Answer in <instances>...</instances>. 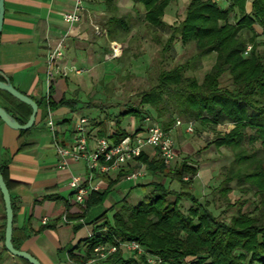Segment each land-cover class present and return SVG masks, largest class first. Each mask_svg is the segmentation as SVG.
Wrapping results in <instances>:
<instances>
[{
    "label": "trees",
    "instance_id": "trees-1",
    "mask_svg": "<svg viewBox=\"0 0 264 264\" xmlns=\"http://www.w3.org/2000/svg\"><path fill=\"white\" fill-rule=\"evenodd\" d=\"M88 1L102 4L109 12L102 26L111 41L121 39L116 37L119 30L128 32L125 17L117 16L116 0ZM246 1L227 0L221 6L213 0H188L181 20L168 23L164 15L178 0H130L132 6H141L147 28L154 33H168L164 40L154 34V41L160 45V66L154 83L138 92L136 106H128L114 116L105 114L96 123L101 127L98 136H106L114 143L127 134L121 126L127 116L141 122L137 130L142 129L146 118L164 131H169L177 119L204 130L224 127L204 148L212 145L217 151L232 152V159L222 167L223 178L213 192L223 201L219 205L221 212L232 204L237 205L236 211L226 218L216 212L211 199L200 200L195 196L192 186L198 166L191 156L166 167L159 158L149 159L141 153L139 162L154 178L138 185L143 190L142 200L132 205L124 197L110 207L114 210L112 223L105 219V214L96 217L92 221V235L84 240L83 253L69 250L74 262L84 261L95 246L105 242L136 240L146 252L160 259L153 264H264V0H251L248 11ZM176 42L181 46L193 44L195 52L183 62L164 66ZM247 44L251 50L244 54ZM210 54L213 62L201 79L187 73ZM225 75L228 85L222 84ZM36 103L43 109V115L57 106H66L71 111L80 108L77 98H62L56 103L48 97ZM105 120L113 122L108 134ZM257 142L259 145L255 146ZM0 172L9 189L5 167L0 166ZM165 178L175 181L179 189L165 185ZM232 181L240 192L252 191L257 201L239 198L232 203L228 197ZM112 184L102 192H91L85 206L102 202ZM183 201L189 202L185 209L181 208ZM250 203L254 204L253 213L242 209ZM11 205L14 215L12 202ZM12 244L18 249L13 235ZM1 260L0 254V264ZM94 264L148 263L145 255L117 251Z\"/></svg>",
    "mask_w": 264,
    "mask_h": 264
},
{
    "label": "crops",
    "instance_id": "crops-1",
    "mask_svg": "<svg viewBox=\"0 0 264 264\" xmlns=\"http://www.w3.org/2000/svg\"><path fill=\"white\" fill-rule=\"evenodd\" d=\"M4 15L0 32V73L8 78L20 92L35 101L50 98L54 102L62 98H77L71 94V88L82 80L87 70L94 65L96 49H107L110 38L104 26L98 22V13L102 4L83 0L84 9L80 20L71 25L65 23L62 15L73 8V0H3ZM130 0H118V7L126 5ZM250 1H246L245 9H250ZM121 4V5H120ZM94 9V10H93ZM102 13V12H99ZM164 20L165 15H164ZM94 25L105 33L95 34ZM63 38V55L58 60V71L53 74L48 86L46 78V55L56 43ZM123 39L117 43L122 45ZM122 48V47H121ZM119 57V56H118ZM118 57L110 59L115 63ZM98 60H105L100 54ZM105 62V61H104ZM79 70V71H76ZM80 101V99H78ZM0 106L9 111L19 121L25 122L30 114V107L10 94L0 90ZM56 126L57 139L65 146L71 144L72 128L78 115L86 114L71 111L66 106L49 109ZM97 115L88 117L89 146H93L94 136H98L101 128L96 123L104 118ZM125 130L137 129L139 122L128 116ZM47 115L38 107L34 124L26 132L8 127L0 120V166L5 167L9 181V194L14 207L13 239L18 249L25 250L36 257L41 264H78L70 259L69 250L82 254L85 250V238L93 230V219L85 216L87 207L73 202L68 182L72 175L86 178L88 170L85 161L67 160V167L58 168V156L54 148V136L46 125ZM123 121V120H122ZM145 124V122H144ZM106 133H110L113 122L105 120ZM138 130L139 133L143 132ZM175 141L182 133H186L185 125L173 124L170 129ZM184 147V146H182ZM186 152V151H185ZM142 153L150 158H157L152 148H145ZM139 160L130 162L119 169L111 170L107 175L94 174L88 184L97 185L102 192L110 182L113 184L100 203H104L114 188L124 182L131 186L125 194L120 193V200H115L107 208L116 205L131 191L141 189V182L124 179V175L138 165ZM152 176L148 174V178ZM195 183V179L193 184ZM124 186H121L123 189ZM127 187H124L126 189ZM89 197V196H88ZM88 197L86 201L88 200ZM85 201V202H86ZM114 212V210H113ZM82 215L81 217H77ZM65 216V220H63ZM47 217L42 224L41 218ZM98 217V216H97ZM45 226L44 228H42ZM5 208L0 193V254L1 264H29L11 255L4 248Z\"/></svg>",
    "mask_w": 264,
    "mask_h": 264
},
{
    "label": "rangeland",
    "instance_id": "rangeland-1",
    "mask_svg": "<svg viewBox=\"0 0 264 264\" xmlns=\"http://www.w3.org/2000/svg\"><path fill=\"white\" fill-rule=\"evenodd\" d=\"M116 1L118 3V0ZM187 2L188 0H178L176 4L168 8L165 14L166 22L174 23L181 20ZM219 4L225 6L227 2L221 1ZM95 12L98 13L99 24H104L109 12H106L103 8L102 10H95ZM142 13L141 6H132L131 2L118 7L117 16H124L129 26L128 32L119 30L116 33L117 38L123 39L120 41L122 42V48L120 49L118 60L115 63L107 62L110 60H104L105 62L98 60L99 55L101 53L104 54L107 49H96L93 53L94 65L87 70L82 80L75 84V88H71V94L76 95L80 99L78 111L86 114L88 117L97 115L96 117L100 119L105 114L114 116L126 110L128 106H136L139 101L138 92L150 87L154 83L155 74L160 66L158 62L160 60V45L154 41V34L160 35L161 39L164 40L168 33L166 31H156L154 33L151 29L147 28L142 20ZM231 18L232 15L230 20ZM258 49L263 50L262 47ZM194 52L193 44L181 46L179 42H176L170 53V57L167 58L163 65L171 66L175 63L183 62ZM212 62L213 54L204 56L196 68L187 70V73L201 79L203 74L210 68ZM221 80L224 85L230 83L227 75L223 76ZM146 107L142 108L145 112ZM128 118L127 116L123 119V125L127 123ZM223 128L220 126L204 130L194 125L192 132L180 134L176 141V146L179 151L178 161L184 156H191L194 164L198 166V173L192 186L195 196L200 200L211 199L216 212H220L221 215L227 218L228 215L236 211L237 205L232 204L231 208H226L225 211L221 212L220 209L222 208L219 205L223 201L217 192L213 191L223 178L222 167L227 165L232 159V152L229 149L217 151L212 145L204 148L217 134L222 133ZM258 145V142L255 143V146ZM140 164L138 162V165ZM148 174L145 170V178L141 182H147L149 179L154 180L153 177L148 178ZM163 183L169 188L179 189V185L175 181L169 180V178H165ZM121 186L127 188L124 189L123 187L122 189ZM121 186L114 188L104 203L91 204L85 215L87 219H93L101 214H105V219L109 223H112L113 209L107 208V205L115 200H120V193L123 192L125 194L130 188L131 183L124 182ZM230 186L232 190L228 193V197L232 203L239 198H249L251 201H257L252 191L246 193L240 192L235 181H232ZM142 198L143 190L136 189L128 194L127 201L135 205ZM188 205V201L181 202L182 209H185ZM242 209L248 213H253L254 204H247ZM17 259L21 258L17 257ZM22 261L25 260L22 259Z\"/></svg>",
    "mask_w": 264,
    "mask_h": 264
},
{
    "label": "built area",
    "instance_id": "built-area-1",
    "mask_svg": "<svg viewBox=\"0 0 264 264\" xmlns=\"http://www.w3.org/2000/svg\"><path fill=\"white\" fill-rule=\"evenodd\" d=\"M215 2L227 0H213ZM84 9L83 0H73V8L70 12H65L62 19L65 23L71 25L80 20V15ZM93 31L95 34H103L105 31L94 25ZM121 46L115 41H109L107 44V51L104 53V59L110 60L116 58L120 54ZM251 50V45L247 44L244 48V54ZM63 55V38L60 39L56 45L49 49L46 55V78L48 86L54 73L58 71V60ZM79 71V70H76ZM180 120L175 121V125H181ZM47 128L54 136V148L58 156V168L64 169L67 167V160L82 159L85 161L88 175L83 178L79 175H72L68 186L71 190V197L73 202L84 205L87 197L93 191H98L97 185L88 184L94 174L107 175L111 170L119 169L120 167L138 160L142 151L149 147L152 148L157 158H159L166 167H173L178 162V154L175 149L174 139L169 131L164 129L152 121L150 118L145 119L143 132L139 133L137 129L126 130L125 134L118 142H112L106 136H94L93 146H89V120L85 115H78L73 123L71 144L65 146L57 139L56 126L52 119L51 113L47 111L46 119ZM185 131L190 133L193 131L192 124L185 125ZM145 169L142 167L126 173L124 179L137 181L144 176ZM183 179H187L184 176ZM47 217L41 218V223H47ZM65 220V216H63ZM92 235L89 233L88 237ZM122 251L134 256L145 255L146 262L153 264L160 262V259L144 250V248L136 240H125L116 243L105 242L95 246L90 255L78 264H94L99 260L105 259L108 255Z\"/></svg>",
    "mask_w": 264,
    "mask_h": 264
},
{
    "label": "water",
    "instance_id": "water-1",
    "mask_svg": "<svg viewBox=\"0 0 264 264\" xmlns=\"http://www.w3.org/2000/svg\"><path fill=\"white\" fill-rule=\"evenodd\" d=\"M3 15H4V2L3 0H0V32L3 23ZM0 76L3 77V80L0 79V90L10 94L20 102L30 107V114L28 119L24 123H20L12 116L10 112H8L6 109L0 106V120L3 121L8 127L15 130L25 131L30 129L35 121V117L38 111V104L34 99L29 97L28 95L18 91L9 81V79L4 77L2 73H0ZM0 193L2 195L4 208H5V229H4V242H3L5 250L9 252L11 255L27 261L29 264H41L39 260L33 255H31L29 252L22 249H16L12 244L13 209L11 205L9 190L5 184L1 172H0Z\"/></svg>",
    "mask_w": 264,
    "mask_h": 264
}]
</instances>
